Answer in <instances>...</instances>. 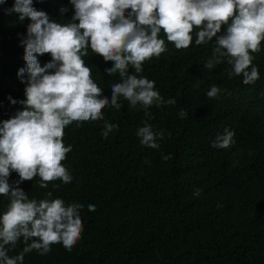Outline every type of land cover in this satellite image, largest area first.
Instances as JSON below:
<instances>
[{"label":"trees","instance_id":"obj_1","mask_svg":"<svg viewBox=\"0 0 264 264\" xmlns=\"http://www.w3.org/2000/svg\"><path fill=\"white\" fill-rule=\"evenodd\" d=\"M13 4H0V121L23 109L9 97L26 99V83L18 71L26 67L21 40L30 20L8 14ZM33 7L59 23L70 22L74 15L69 0H33ZM222 33L223 27L218 35ZM160 35L167 51L145 62L140 75L176 104L153 106L150 120L123 99L118 111L105 107V120L119 126L107 139L102 136L105 120L65 129L64 143L72 151L63 164L72 182L58 180L44 189L35 177L19 187L30 199L52 191L53 198L66 204L84 205L83 231L71 251L56 244L47 255L26 254L24 264H264V42L261 51L253 53L259 79L245 85L242 77L229 79L226 61L211 70L204 67L215 37L197 46L194 32L192 44L177 50L163 32ZM37 59L43 66L52 58L44 54ZM84 59L110 99V85L119 81L118 75L105 72L113 62L90 48ZM213 85L221 91L209 98L206 93ZM181 109L186 118L178 115ZM145 120L154 130H165L159 149L142 146L136 136ZM226 128L234 132L235 143L227 149L212 147ZM162 154L172 159L164 161ZM17 180L12 172L9 183ZM53 183L59 187L53 189ZM198 188L202 191L196 197ZM7 203V197L0 196V214ZM90 204L94 211L88 209ZM23 246L18 244L10 255Z\"/></svg>","mask_w":264,"mask_h":264},{"label":"clouds","instance_id":"obj_2","mask_svg":"<svg viewBox=\"0 0 264 264\" xmlns=\"http://www.w3.org/2000/svg\"><path fill=\"white\" fill-rule=\"evenodd\" d=\"M6 0H0V4ZM74 9L70 22L59 23L46 12L33 7V0H14L8 14H18L19 21L30 20L24 46L26 67L18 75L26 83V99L14 100L23 109L10 119L0 121V196L7 197L6 209L0 214V264H24L25 255L36 251L50 253L52 246L62 244L71 251L83 231L80 215L84 205L66 204L53 198L48 191L44 198H29L19 184L40 178L39 186L47 189L50 182L67 185L73 176L63 164L71 145H65V129L85 123L105 120L103 109L120 110L121 99L131 110L143 111L152 119L155 106H174L175 99H165L155 88V82L140 75L143 64L159 58L167 51L165 39L177 50L209 44L215 37L211 57L204 67L211 70L227 62L229 79L242 77L245 85L259 79V69L253 64V53L261 51L264 42V0H69ZM62 12L67 11L61 9ZM78 21V23L76 22ZM223 27V33H221ZM92 53L113 62L105 70L108 76L118 75L112 83L111 98L92 78V68L84 57ZM50 54L43 66L37 57ZM130 69L134 73L130 74ZM26 74V80L24 79ZM199 84L194 85L198 87ZM220 89L213 85L206 93L215 98ZM181 118L187 112L181 109ZM148 120L136 130L140 144L159 149L158 141L165 130H154ZM105 120L102 136L118 129ZM171 136V133H168ZM234 132L225 129L217 135L212 147L227 149L234 144ZM168 161L171 155H163ZM12 172L19 180L9 183ZM53 189L59 185L53 183ZM196 189L194 196L201 195ZM94 211V205H88ZM22 250L14 252L18 244Z\"/></svg>","mask_w":264,"mask_h":264}]
</instances>
